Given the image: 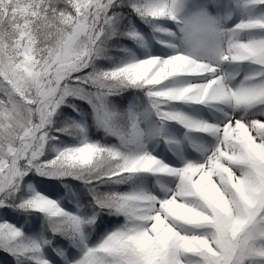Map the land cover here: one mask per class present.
I'll list each match as a JSON object with an SVG mask.
<instances>
[{"label":"snow or ice","instance_id":"6c2138e0","mask_svg":"<svg viewBox=\"0 0 264 264\" xmlns=\"http://www.w3.org/2000/svg\"><path fill=\"white\" fill-rule=\"evenodd\" d=\"M0 253L264 264V0H0Z\"/></svg>","mask_w":264,"mask_h":264},{"label":"trees","instance_id":"16d2710c","mask_svg":"<svg viewBox=\"0 0 264 264\" xmlns=\"http://www.w3.org/2000/svg\"><path fill=\"white\" fill-rule=\"evenodd\" d=\"M11 219V217H9ZM0 259L8 260V257H6L4 254L0 253Z\"/></svg>","mask_w":264,"mask_h":264}]
</instances>
